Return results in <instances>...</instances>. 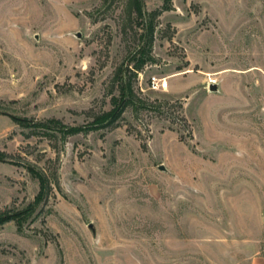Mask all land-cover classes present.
<instances>
[{
    "label": "rangeland",
    "instance_id": "374dc122",
    "mask_svg": "<svg viewBox=\"0 0 264 264\" xmlns=\"http://www.w3.org/2000/svg\"><path fill=\"white\" fill-rule=\"evenodd\" d=\"M170 3L149 51L122 0H0V215L34 203L26 164L58 181L0 224V264L264 261V0ZM127 81L161 108L64 142L26 126L88 125Z\"/></svg>",
    "mask_w": 264,
    "mask_h": 264
},
{
    "label": "trees",
    "instance_id": "16d2710c",
    "mask_svg": "<svg viewBox=\"0 0 264 264\" xmlns=\"http://www.w3.org/2000/svg\"><path fill=\"white\" fill-rule=\"evenodd\" d=\"M117 1L121 0H104L105 4H113ZM124 2V10L126 21L129 25H133L134 23L138 25H142L145 29H147V44L150 47L153 43L154 38V30H155V19L159 16L163 10H170L172 5L170 0H165V3L160 10H155L150 13H147L144 9L143 0H122ZM148 17V20L145 18ZM146 35H143L146 37ZM149 51H145L146 53H142L141 57L137 61V70L141 68L145 62L150 58ZM121 93L119 97H113V108L109 111H103L102 113L96 115L94 120L88 125L85 126H69L64 124L60 119L57 118H49L45 121H40L37 123H27L26 126H31L35 128H40L42 133L49 136V138H58L64 142L71 135H75L81 132H88L91 130L99 129V128H107L119 123L123 113L129 106H136L138 108H148L152 107L154 109H160L161 103L151 104L142 99H140L134 92L132 81H127L120 88ZM2 154V158H5L6 155ZM26 168L28 171L38 179L39 181V191L35 197L34 203L30 208L21 212H8L0 215V224H5L11 220H17L21 222L23 217L27 212L35 210L40 204L45 202L49 197L53 190L55 184H58L57 177L55 173H47L45 170H41L36 168L31 164H26Z\"/></svg>",
    "mask_w": 264,
    "mask_h": 264
},
{
    "label": "built area",
    "instance_id": "2783aa9c",
    "mask_svg": "<svg viewBox=\"0 0 264 264\" xmlns=\"http://www.w3.org/2000/svg\"><path fill=\"white\" fill-rule=\"evenodd\" d=\"M140 75L142 76V74ZM213 80L214 81H210V83L216 82L215 79ZM168 87H169L168 77L159 76V75H151V77H149L148 88L152 90H167Z\"/></svg>",
    "mask_w": 264,
    "mask_h": 264
},
{
    "label": "crops",
    "instance_id": "0c3cea01",
    "mask_svg": "<svg viewBox=\"0 0 264 264\" xmlns=\"http://www.w3.org/2000/svg\"><path fill=\"white\" fill-rule=\"evenodd\" d=\"M210 264H264V261L251 260V261H238L237 263L230 261H211Z\"/></svg>",
    "mask_w": 264,
    "mask_h": 264
},
{
    "label": "water",
    "instance_id": "95a60500",
    "mask_svg": "<svg viewBox=\"0 0 264 264\" xmlns=\"http://www.w3.org/2000/svg\"><path fill=\"white\" fill-rule=\"evenodd\" d=\"M79 36H80V34H79ZM209 87H210V90H212V91H217L218 90V84L217 83H210ZM159 168L162 169V170H166V167L163 164H161L159 166Z\"/></svg>",
    "mask_w": 264,
    "mask_h": 264
},
{
    "label": "bare ground",
    "instance_id": "6f19581e",
    "mask_svg": "<svg viewBox=\"0 0 264 264\" xmlns=\"http://www.w3.org/2000/svg\"><path fill=\"white\" fill-rule=\"evenodd\" d=\"M210 81H214L213 79H211Z\"/></svg>",
    "mask_w": 264,
    "mask_h": 264
}]
</instances>
